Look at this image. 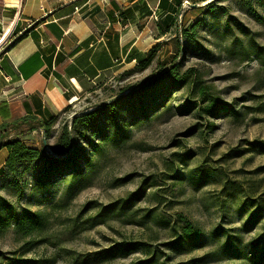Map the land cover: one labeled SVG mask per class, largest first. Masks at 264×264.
<instances>
[{"label": "rangeland", "instance_id": "1", "mask_svg": "<svg viewBox=\"0 0 264 264\" xmlns=\"http://www.w3.org/2000/svg\"><path fill=\"white\" fill-rule=\"evenodd\" d=\"M212 1L184 3L176 25L164 34L152 2L129 7L119 23L133 20V29L120 41L135 43L136 60L118 52V66L93 92L59 113L45 142L50 148L63 123L126 95L172 64L181 72L196 70L210 95L238 115L179 112L186 100L200 97L194 87H178L167 107L148 121L132 122L128 115L117 128L105 125V134L117 131L125 135L124 141L112 144L94 135L97 150L87 152L90 165L78 181L60 179L41 190L33 175H25L20 199L0 181V198L18 212L26 209L46 219L41 231L27 236L12 228L0 233V253L46 264H248L249 245L264 236V153L254 151L264 144V63L250 53L253 44L264 48V25L252 16L255 11L264 17V0H219L207 8ZM197 22L195 40L186 43L179 33ZM11 34L0 45V54L14 42ZM156 46L150 67L136 70L139 59ZM32 139L36 141H27L31 146H43V132ZM78 144L87 146L83 140ZM3 153L0 163L6 159ZM138 193L128 209H117ZM253 213L257 222L250 224ZM180 218L198 228L203 240L173 247L170 228L179 227ZM123 243H144L150 249L109 261L98 255Z\"/></svg>", "mask_w": 264, "mask_h": 264}, {"label": "trees", "instance_id": "2", "mask_svg": "<svg viewBox=\"0 0 264 264\" xmlns=\"http://www.w3.org/2000/svg\"><path fill=\"white\" fill-rule=\"evenodd\" d=\"M219 1V0H214ZM207 5V8H212L213 2ZM184 2L182 0H159L157 10L159 11L160 22L158 29L161 33L169 30L176 25L178 16L181 13V8ZM128 9L123 11L121 15L125 16ZM254 20L264 25V17L252 12ZM164 27V29H163ZM199 27V22L190 26L189 29H182L179 36L186 43H193L196 36V30ZM166 30V31H167ZM17 26L12 31L11 36L14 37V42L10 45H15L26 33L18 36ZM176 45H179L177 37ZM9 47V48H10ZM250 53L261 59L264 63V48L255 44L251 46ZM158 49L156 46L144 58L139 59L136 70L145 71L148 69L155 59V53ZM134 53L128 56L129 60H136ZM189 86L194 87L199 100L191 102L186 100L177 111L188 113L196 111L200 113L217 116L220 112L231 113L230 115H238L231 107L221 105L217 100L210 95L208 87L203 85L200 74L193 69H187L184 72L180 71L177 64H172L168 68H164L155 76L150 77L137 87L130 90L126 95L120 96L108 103L95 106L92 110H86L79 115L73 117L70 122L63 123L60 133L56 138V142L49 148V154L43 146L41 148L28 146L20 139H9V128L28 127L27 131L32 132L40 128L43 132L44 140L48 141L51 136V131L57 124L59 114L51 116L42 124L32 126L28 124L26 118L16 120L13 124L3 122L0 126V151L5 149L6 159L0 167V181L3 182V188L9 193L20 199L24 195L25 183L23 182L25 175H33L36 184L41 190L48 189L49 186L56 183L60 179L78 181L84 174V169L90 165V156L88 151L95 152L97 147L91 140L94 135L116 144L125 140V135L117 131L110 136L105 134V125L118 127L120 120L129 115L132 122L146 120L148 121L160 109H164L167 101L170 99V93L176 91L178 87ZM193 89V90H194ZM95 90L92 89L91 92ZM200 103H207L201 107ZM69 107L65 108V112ZM169 108V107H168ZM161 111V110H160ZM125 113V116L123 114ZM132 115V117L130 116ZM6 121V120H5ZM11 125V126H10ZM78 140H83L87 146L84 147L78 144ZM255 144H252V146ZM258 148L257 153H264V144L255 146ZM53 153V154H52ZM207 175L206 173L202 174ZM202 177V176H201ZM138 194L130 195L127 199L120 203L117 207L119 211L128 209L134 198H139ZM115 205L109 208L110 212L114 211ZM181 225H171L170 230L173 233V247L180 243H199L203 240L200 230L194 227L189 221L180 218ZM249 223L255 224L257 216L251 214L248 219ZM46 225V219L43 214L31 212L23 209L18 212L8 201L0 198V233L14 229L17 234L23 236L30 235L34 232L41 231ZM95 225V224H94ZM167 225V222L164 223ZM224 247H229L228 243ZM249 260L248 264H264V236L255 240L249 245ZM149 246L144 243H128L117 244L111 248L100 252L98 255L103 257V261L114 260L129 256L135 250H141L148 253ZM155 255V254H154ZM150 260L144 264L152 263ZM42 260H21L8 258L5 254L0 253V264H46Z\"/></svg>", "mask_w": 264, "mask_h": 264}, {"label": "crops", "instance_id": "3", "mask_svg": "<svg viewBox=\"0 0 264 264\" xmlns=\"http://www.w3.org/2000/svg\"><path fill=\"white\" fill-rule=\"evenodd\" d=\"M144 1L0 0L1 37L15 26L18 36L26 33L0 54V126L23 118L32 126L42 124L89 94L118 66V52L128 59L135 51V43L120 41L134 21L119 22L124 9ZM149 1L155 6L159 2ZM27 128H9V139L33 145L41 130Z\"/></svg>", "mask_w": 264, "mask_h": 264}, {"label": "bare ground", "instance_id": "4", "mask_svg": "<svg viewBox=\"0 0 264 264\" xmlns=\"http://www.w3.org/2000/svg\"><path fill=\"white\" fill-rule=\"evenodd\" d=\"M8 34H9V31H7V32L5 33V35L2 36V38L0 39V45L5 41V39H6V37L8 36Z\"/></svg>", "mask_w": 264, "mask_h": 264}, {"label": "water", "instance_id": "5", "mask_svg": "<svg viewBox=\"0 0 264 264\" xmlns=\"http://www.w3.org/2000/svg\"><path fill=\"white\" fill-rule=\"evenodd\" d=\"M43 148L48 152V153H50L51 151L49 150V148H48V146H47V144H46V142H45V140L43 139ZM48 149V150H47ZM51 154V153H50Z\"/></svg>", "mask_w": 264, "mask_h": 264}, {"label": "built area", "instance_id": "6", "mask_svg": "<svg viewBox=\"0 0 264 264\" xmlns=\"http://www.w3.org/2000/svg\"><path fill=\"white\" fill-rule=\"evenodd\" d=\"M184 3H185V4H188L187 2H184ZM183 5H184V4H183ZM15 27H16V26H15ZM15 27H14V28H15ZM13 30H14V29H13Z\"/></svg>", "mask_w": 264, "mask_h": 264}]
</instances>
